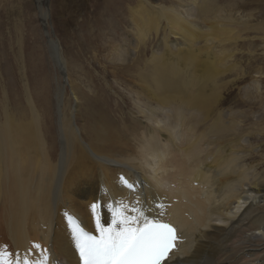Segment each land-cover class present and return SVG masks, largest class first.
Instances as JSON below:
<instances>
[{
    "label": "bare ground",
    "instance_id": "bare-ground-1",
    "mask_svg": "<svg viewBox=\"0 0 264 264\" xmlns=\"http://www.w3.org/2000/svg\"><path fill=\"white\" fill-rule=\"evenodd\" d=\"M177 1V6H163L150 0H124L126 5L101 0L102 12L93 17L98 38L120 21L136 33L140 48L150 33L160 32L164 39L157 45L160 52L147 61L141 51L128 69L121 65L138 83V113L149 107L148 128L124 127L129 136L122 140L121 129L102 116L101 123L84 119L75 127L80 100L74 92L76 106L69 98L53 124L47 104L40 110L24 83V67L20 94L10 99L6 89L0 90V253H12L13 264L17 257L19 264L25 257L34 264L40 258L34 244L50 249L51 258L77 264L64 214L95 234L93 203L100 205L105 226L113 211L138 215L134 208L177 225L184 242L166 264H264V162L254 152L260 146L252 142L264 127L255 123L237 130V117L225 121L222 115L227 93L248 77L234 61L235 45L251 30L264 36V22L253 29L250 16H223L218 0H187V9ZM43 17L47 24L46 12ZM50 46L55 47L51 39ZM251 51L248 72L258 76L259 89L264 67L252 66ZM118 57L125 60L123 52ZM56 96L60 102V89ZM232 209L236 212L228 217Z\"/></svg>",
    "mask_w": 264,
    "mask_h": 264
},
{
    "label": "rangeland",
    "instance_id": "rangeland-1",
    "mask_svg": "<svg viewBox=\"0 0 264 264\" xmlns=\"http://www.w3.org/2000/svg\"><path fill=\"white\" fill-rule=\"evenodd\" d=\"M118 1L122 2L121 5L128 4L124 0ZM150 1L163 6H177L178 2ZM181 1V5L187 9V0ZM218 2V5L222 6L223 16L232 19L250 16L252 18L250 28L255 29L254 26L258 23L260 27L264 22V0H218ZM100 3L101 0H0V90L6 89L10 99L12 95L20 94L22 82L19 69L24 67L25 72L22 75L27 79L24 83L28 82L31 96L35 98L40 110L44 111L47 104L48 110L54 116L53 124L58 121V107L69 98L73 100L72 106H76L72 95L74 92L80 100L78 115L73 121L75 127L83 126L84 119L89 120L90 124L100 122L102 116L111 123L110 126L121 129V139L124 140L129 136L122 131L124 127L148 128L151 123L148 121L149 107L144 109L143 114L138 113L134 94L138 83L132 81L128 73L125 75L121 65L124 62L126 65L124 68L128 69L141 51L145 56L142 58L141 55V60L147 61L154 51L160 52L161 47L157 45L165 43L160 32L158 35L150 33L147 41L144 38L143 48H140L141 43L137 41L136 33L130 34L120 21L116 22L114 30L98 38L100 34L96 35L98 29L93 17L97 12H102ZM44 11L47 13V24L44 22ZM119 14H123V10ZM192 15L195 14L192 12ZM117 17L121 18L119 15ZM164 27L165 24L161 23V29ZM263 37L261 30L257 32L251 30L242 35L243 41L235 45L234 61L237 64L236 61L239 60L238 67L241 66L240 70H244L248 77L245 82H239L234 86V90L227 93L230 95L225 98L222 115L225 121L236 116L235 128L239 127L237 130L249 128L255 123L264 127V94H259L260 90L264 93V79L257 89L254 79L258 76L248 72L252 61L247 59L248 53L252 50L256 56L252 66L264 67V59L259 57L264 55ZM50 39L55 44L54 48L50 46ZM118 51L123 52L125 59L120 60L121 63ZM61 62L64 64L63 67ZM138 68L142 69V64L138 65ZM235 77L236 75L232 76ZM59 89L62 92L60 102L56 101ZM21 106L24 108L26 102ZM154 106L153 104L152 107ZM155 114L160 117L163 115L156 111ZM161 133L164 138L165 133ZM252 142L253 145L260 146L254 152L260 153L259 160L264 162V130L257 138H253ZM263 167L261 166V169ZM235 212L236 210L232 209L226 215L233 217Z\"/></svg>",
    "mask_w": 264,
    "mask_h": 264
},
{
    "label": "snow or ice",
    "instance_id": "snow-or-ice-1",
    "mask_svg": "<svg viewBox=\"0 0 264 264\" xmlns=\"http://www.w3.org/2000/svg\"><path fill=\"white\" fill-rule=\"evenodd\" d=\"M99 207L97 203L90 205L95 234L85 231L67 212L64 214L71 226L77 264H166L170 259L178 239L176 229L170 224L150 218L142 208H134L132 211L138 215L113 211L111 223L105 226L97 211ZM33 248L40 254L34 264H65L59 258H51L50 249L41 248L39 244H34ZM12 256V253H0V264H13ZM24 264H28V257Z\"/></svg>",
    "mask_w": 264,
    "mask_h": 264
}]
</instances>
